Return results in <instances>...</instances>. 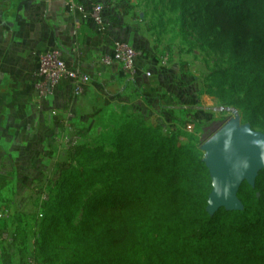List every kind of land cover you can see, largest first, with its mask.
Masks as SVG:
<instances>
[{"label": "trees", "instance_id": "obj_1", "mask_svg": "<svg viewBox=\"0 0 264 264\" xmlns=\"http://www.w3.org/2000/svg\"><path fill=\"white\" fill-rule=\"evenodd\" d=\"M188 1L205 5L206 23L228 56L209 76V94L236 106L244 122L263 124L264 0H168L171 10ZM197 36L190 44L208 48L207 35ZM178 140L129 118L108 138L72 145L45 173L50 186L37 242L44 263L130 264L126 250L135 243L147 264H264V170L254 187L241 185L243 210L210 214L208 167L199 150ZM7 252L2 264H35Z\"/></svg>", "mask_w": 264, "mask_h": 264}, {"label": "crops", "instance_id": "obj_2", "mask_svg": "<svg viewBox=\"0 0 264 264\" xmlns=\"http://www.w3.org/2000/svg\"><path fill=\"white\" fill-rule=\"evenodd\" d=\"M70 2L0 0L1 177L17 168L41 178L66 159L72 145L108 138L129 118L185 138L182 120L193 122L190 116L198 110L187 78L188 57L196 47L186 34H153L155 23L145 10L149 0H75L87 8L103 4L101 23L88 12L71 10ZM121 44L137 50L133 75L115 59L104 61ZM52 51L90 75L83 93L66 80L48 96L39 92L41 56ZM164 52L170 55L165 66ZM65 136H74V142L58 156L54 152Z\"/></svg>", "mask_w": 264, "mask_h": 264}, {"label": "rangeland", "instance_id": "obj_3", "mask_svg": "<svg viewBox=\"0 0 264 264\" xmlns=\"http://www.w3.org/2000/svg\"><path fill=\"white\" fill-rule=\"evenodd\" d=\"M152 4H157V6L154 7ZM145 10L155 23L153 34H166V38L170 36L169 34L175 37L187 34L191 38L198 37L197 34L207 35L208 48L200 51L198 46H194L196 48L192 49V53L188 57L192 63L187 73L189 75L187 77L188 86H191L192 94H197L196 106L198 110L190 116L193 122L188 124H192V129H187L188 124L185 127L189 139L185 137L178 140L179 143L192 145L193 148L199 150L198 155L203 159L204 151L201 149V145L224 122L232 117H238L242 123H246L243 121L241 111L236 106L220 101L217 97L209 94V76L212 72L227 65L228 56L222 51L223 44L219 43L220 38H218L217 32L206 23L205 5L197 9L192 2L188 1L182 8L171 10L168 0H154V3L149 0ZM191 38L190 40H192ZM245 49L246 47L240 49L242 54L245 53ZM163 54L169 55L168 52ZM238 96L235 95V98ZM252 127L264 132V123ZM73 138L74 136H65L62 141L59 140L57 151L54 153L58 156L64 155L68 144L74 142ZM28 172L12 168L6 170L4 176H0V204L10 210V216L2 224V231H6L8 236L0 241V264L3 261V254L8 253L7 251L16 261L45 264L43 252L37 243L41 239V220L38 216L39 211L41 212L48 200L50 184L46 182V174L41 178H29ZM21 176H26V180ZM3 181H5L4 185ZM82 214L83 208L80 206L74 216L76 223L81 220ZM67 253V250L62 251V256ZM126 259L130 264H147L139 246L135 243H131L127 248Z\"/></svg>", "mask_w": 264, "mask_h": 264}, {"label": "water", "instance_id": "obj_4", "mask_svg": "<svg viewBox=\"0 0 264 264\" xmlns=\"http://www.w3.org/2000/svg\"><path fill=\"white\" fill-rule=\"evenodd\" d=\"M201 149L212 180L209 213L215 214L220 208L243 210L241 185L246 181L254 187L264 170V132L232 117L206 139Z\"/></svg>", "mask_w": 264, "mask_h": 264}, {"label": "built area", "instance_id": "obj_5", "mask_svg": "<svg viewBox=\"0 0 264 264\" xmlns=\"http://www.w3.org/2000/svg\"><path fill=\"white\" fill-rule=\"evenodd\" d=\"M70 8L71 10L88 12V16L97 23L103 21V4H95L92 7L87 8L84 5L78 4L75 0H71ZM137 57L138 53L134 47L128 44H121L116 47L114 56L106 57L104 61L110 63L115 59L121 64L125 74L133 75L137 71ZM168 61L169 56L163 54L161 57V64L165 66L168 64ZM150 74L151 72L148 71L147 75ZM62 79H68L77 93H83L91 81L90 75L79 69L70 68L61 58L59 51H52L41 56L38 81L36 84L39 92L43 96L52 94ZM187 129L191 130L192 124H188ZM9 216V209L0 204V220H7ZM7 236L8 233L5 231L3 233V238Z\"/></svg>", "mask_w": 264, "mask_h": 264}]
</instances>
